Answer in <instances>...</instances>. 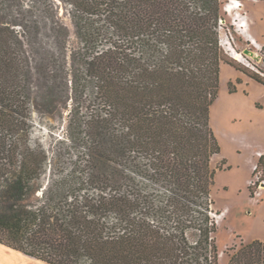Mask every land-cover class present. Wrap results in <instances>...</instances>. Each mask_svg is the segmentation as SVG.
Segmentation results:
<instances>
[{
	"label": "trees",
	"instance_id": "1",
	"mask_svg": "<svg viewBox=\"0 0 264 264\" xmlns=\"http://www.w3.org/2000/svg\"><path fill=\"white\" fill-rule=\"evenodd\" d=\"M225 8L0 0V244L46 264H219L211 108L222 65L238 69L220 43ZM70 100L80 151L56 172L31 142L32 105ZM228 257L264 264V242Z\"/></svg>",
	"mask_w": 264,
	"mask_h": 264
},
{
	"label": "rangeland",
	"instance_id": "2",
	"mask_svg": "<svg viewBox=\"0 0 264 264\" xmlns=\"http://www.w3.org/2000/svg\"><path fill=\"white\" fill-rule=\"evenodd\" d=\"M224 1L226 6L232 2ZM240 1L244 4L247 1L264 0ZM256 11L255 15L264 19V7ZM240 12L238 6L230 12L226 11L220 30L221 46L239 70L227 64L222 65L219 95L211 108V127L221 147V152L212 159V168L216 173L211 214L219 227L215 235L220 253L219 264H228V253L242 242H264V185L251 184L257 178L253 168L264 155V87L250 80L243 72L254 74L256 70L264 69V60L258 62L243 54L245 49H256L237 26L240 20L251 23L245 12H242V16ZM66 22L69 23L68 19ZM71 36L72 40H76L72 27ZM42 41L47 49L52 50L54 45L49 35L42 36ZM231 48L244 59H236L231 54ZM261 54L264 59V48ZM42 79L38 77L36 85L43 87ZM44 104L32 105L33 114L29 121L31 142L42 145L46 150L54 165L52 171H70L80 151L73 140L74 130L70 127V112L75 104L72 100L62 102L55 110ZM50 170L47 174H50ZM258 171L261 182L264 168H258Z\"/></svg>",
	"mask_w": 264,
	"mask_h": 264
},
{
	"label": "crops",
	"instance_id": "3",
	"mask_svg": "<svg viewBox=\"0 0 264 264\" xmlns=\"http://www.w3.org/2000/svg\"><path fill=\"white\" fill-rule=\"evenodd\" d=\"M243 8L240 9V13L245 12L250 22L246 24L248 26L246 30L253 38H255L258 42L260 41L264 45V19L259 18V16L255 15V11L259 10V8L264 7V1H247L243 4ZM252 11L254 14H252ZM257 12V11H256ZM247 75V74H246ZM252 81H256L251 77H248ZM264 87V85H263ZM44 262L35 260L29 256L24 255L19 251L12 250L2 244H0V264H41ZM46 264V263H44Z\"/></svg>",
	"mask_w": 264,
	"mask_h": 264
},
{
	"label": "built area",
	"instance_id": "4",
	"mask_svg": "<svg viewBox=\"0 0 264 264\" xmlns=\"http://www.w3.org/2000/svg\"><path fill=\"white\" fill-rule=\"evenodd\" d=\"M231 1H234L235 3H238V4H242V2L240 1V0H231ZM242 6H243V4H242ZM238 7L240 8L241 6H239L238 5ZM225 10H226V8H225ZM243 14H241V16H242ZM245 21H239V23H238V27L240 28V29H242L243 30V34H244V38L248 41V42H250L251 43V45L252 46H254V48L256 49V51H254L255 53H256V55H258L259 57H260V59L259 60H261V61H263L264 59H263V57H262V51H263V45L262 44H260L255 38H253L250 34H249V32H244V30H246V28H247V26H245ZM242 56V55H241ZM242 59H244L243 57H242ZM246 60V59H245ZM248 61V60H247ZM259 62V61H258ZM256 72L258 73V74H260L261 75V77L262 78H264V69L262 68V69H259V70H256ZM258 165H256L254 168H253V173H255V175H257V178L255 179V180H253V181H251V184H254V185H260L261 183H263V185H264V179L260 182V180H261V177H259V175L257 174L259 171H258Z\"/></svg>",
	"mask_w": 264,
	"mask_h": 264
},
{
	"label": "bare ground",
	"instance_id": "5",
	"mask_svg": "<svg viewBox=\"0 0 264 264\" xmlns=\"http://www.w3.org/2000/svg\"><path fill=\"white\" fill-rule=\"evenodd\" d=\"M239 6H242V4H238ZM237 5V6H238ZM237 6H235V2L232 1L231 4L226 6V11L230 12L232 8H237ZM246 26V23H245ZM244 32H248V30H244ZM231 54L236 58V59H242V56L240 53L236 52L234 49L231 48Z\"/></svg>",
	"mask_w": 264,
	"mask_h": 264
},
{
	"label": "water",
	"instance_id": "6",
	"mask_svg": "<svg viewBox=\"0 0 264 264\" xmlns=\"http://www.w3.org/2000/svg\"><path fill=\"white\" fill-rule=\"evenodd\" d=\"M243 54L246 55V56H249V57H251V58H253V59L257 60V61H259V59H260V57L258 55H256V53L253 50H251V49H245L243 51Z\"/></svg>",
	"mask_w": 264,
	"mask_h": 264
}]
</instances>
